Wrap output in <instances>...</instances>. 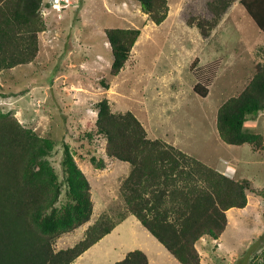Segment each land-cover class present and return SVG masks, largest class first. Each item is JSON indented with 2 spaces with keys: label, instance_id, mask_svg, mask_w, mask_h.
I'll list each match as a JSON object with an SVG mask.
<instances>
[{
  "label": "rangeland",
  "instance_id": "obj_1",
  "mask_svg": "<svg viewBox=\"0 0 264 264\" xmlns=\"http://www.w3.org/2000/svg\"><path fill=\"white\" fill-rule=\"evenodd\" d=\"M169 7L166 19L156 23L138 0H44L46 29L39 33L36 58L0 71V112L56 141L49 159L63 184L58 205L67 200L66 144L91 182V219L65 233L70 238L59 236L56 248L78 242L100 215L118 220L127 210L121 185L131 165L107 156V140L96 132V103L107 96L113 111H133L150 138H163L223 173L251 181L247 205L226 211L222 235H205L196 246L201 264H261L264 148L225 142L217 115L245 88L256 63L264 62V31L239 0L209 35L188 23L192 15L213 17L209 0H169ZM118 26L139 27L141 34L113 75L106 29ZM198 84L207 95L196 91ZM246 127L264 134V110L250 113ZM92 155L105 157L106 167L95 168Z\"/></svg>",
  "mask_w": 264,
  "mask_h": 264
},
{
  "label": "trees",
  "instance_id": "obj_2",
  "mask_svg": "<svg viewBox=\"0 0 264 264\" xmlns=\"http://www.w3.org/2000/svg\"><path fill=\"white\" fill-rule=\"evenodd\" d=\"M138 1L154 22L161 23L168 16L169 0ZM234 1L209 0L213 17L192 15L188 23L209 35ZM239 1L264 31V0ZM43 2L0 0V71L36 58L39 33L46 29ZM140 34L139 27L106 29L113 75L125 66ZM103 84L109 87L108 82ZM195 89L207 95L201 84ZM96 106V132L107 140V156L131 165L121 185L126 212L118 220L100 215L82 239L56 250L59 236L91 219V182L66 144L62 164L67 200L58 205L63 184L49 159L56 141L23 125L13 113L0 112V264H71L130 213L182 264H201L197 242L205 235L213 239L222 235L228 223L226 211L247 205L251 181L223 173L163 138H150L133 111H113L107 96ZM263 110L264 62L258 61L245 88L219 107L220 136L229 144L264 148V134L246 127L249 114ZM90 160L95 168H105L108 163L103 156L92 155ZM260 257L264 264V254ZM114 264L150 262L143 250L134 249Z\"/></svg>",
  "mask_w": 264,
  "mask_h": 264
},
{
  "label": "crops",
  "instance_id": "obj_3",
  "mask_svg": "<svg viewBox=\"0 0 264 264\" xmlns=\"http://www.w3.org/2000/svg\"><path fill=\"white\" fill-rule=\"evenodd\" d=\"M77 229L79 227L73 232ZM128 231L130 234L125 235ZM65 233L62 234L63 236L61 235L62 239L70 238V235L65 236ZM84 233H81L82 238ZM73 244L67 243L62 247L55 248L59 250ZM134 249L143 250L147 254L150 264H178L176 256L132 213L121 220L111 232L80 254L71 264H114L123 259L128 251Z\"/></svg>",
  "mask_w": 264,
  "mask_h": 264
}]
</instances>
